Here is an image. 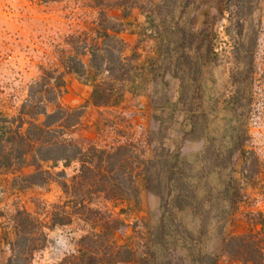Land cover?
Wrapping results in <instances>:
<instances>
[{
  "label": "rangeland",
  "instance_id": "rangeland-1",
  "mask_svg": "<svg viewBox=\"0 0 264 264\" xmlns=\"http://www.w3.org/2000/svg\"><path fill=\"white\" fill-rule=\"evenodd\" d=\"M136 1L139 8L129 21L139 36L129 41L128 54L139 44V92H127L121 107L99 108L90 103L92 87L67 75L62 102L86 106L74 138L88 147L115 142L120 130L134 132L155 162L150 174L140 178L139 203L116 208L128 210L121 215L130 224L119 233L122 241L139 221L155 228L164 217L173 221L174 234L189 231L190 237H200L204 251L220 255L221 264H234L222 252L225 236L244 234L249 213L264 212V0L234 2L224 14L219 0ZM109 14L116 19L122 12ZM94 16L85 1L0 0V113H18L41 67H58V49ZM176 161L193 205L182 211L175 206L170 213L166 202L185 187H174L169 196L148 185L159 174L166 176ZM33 171L0 172V264L12 255L7 239L16 211L50 209L62 197L57 183L16 185V179ZM236 201H241L239 210ZM201 225L205 232L200 235ZM81 233L77 224L48 231L49 242L36 254L35 264H55L74 253ZM186 252L179 247L176 257Z\"/></svg>",
  "mask_w": 264,
  "mask_h": 264
},
{
  "label": "trees",
  "instance_id": "trees-1",
  "mask_svg": "<svg viewBox=\"0 0 264 264\" xmlns=\"http://www.w3.org/2000/svg\"><path fill=\"white\" fill-rule=\"evenodd\" d=\"M40 1H85L96 16L66 38V47L57 51L58 67H41L40 78L30 85L18 113H0V172L16 173L34 167L32 173L16 179L17 186L21 182L25 187L57 183L62 189L60 201L50 209L45 205L35 213L27 209L16 211L13 232L7 239L12 255L5 264H35L36 254L49 242L48 231L74 224L82 232L75 252L55 264H221L220 255L204 251L200 237H190L191 232L180 229L179 235L174 234L173 221L164 217L155 228H147L139 221L133 226V234L122 241L119 233L130 224L121 215L128 210L121 208L117 212L116 208L133 201L139 203L140 178L150 174L155 162L147 158L145 141L136 138L132 131L120 130L119 138L111 144L81 145L74 134L86 106L70 107L62 102L69 74L77 75L92 87L90 103L95 107H121L127 92L138 94L139 44L129 55L131 47L123 34L130 31L139 36V31L131 30L136 24L129 21L139 3ZM237 1L253 0H219V12L226 13ZM116 9L122 14L114 19L109 13ZM128 126L133 130L131 124ZM231 158L233 154H229ZM73 164L77 167L70 175L67 169ZM167 170L166 176L159 174L157 181L148 186L158 193L168 191L170 196L174 187L179 189L183 185L184 191L180 190L173 200L168 199L166 206L170 213L175 206L185 210L193 205V199L177 176L182 172L179 161L169 164ZM239 202L233 203L236 210ZM249 223L244 234L226 235L223 240L222 252L234 264H264V212H250ZM199 232H205L204 226ZM179 247L187 252L177 258Z\"/></svg>",
  "mask_w": 264,
  "mask_h": 264
},
{
  "label": "crops",
  "instance_id": "crops-1",
  "mask_svg": "<svg viewBox=\"0 0 264 264\" xmlns=\"http://www.w3.org/2000/svg\"><path fill=\"white\" fill-rule=\"evenodd\" d=\"M123 37L125 38V40L129 43V41L130 40H132V38H133V40H136V38H137V34H123Z\"/></svg>",
  "mask_w": 264,
  "mask_h": 264
}]
</instances>
